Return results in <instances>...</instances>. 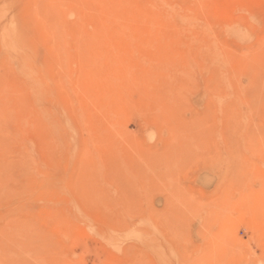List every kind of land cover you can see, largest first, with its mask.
I'll return each instance as SVG.
<instances>
[{"label": "rangeland", "instance_id": "rangeland-1", "mask_svg": "<svg viewBox=\"0 0 264 264\" xmlns=\"http://www.w3.org/2000/svg\"><path fill=\"white\" fill-rule=\"evenodd\" d=\"M0 7V264H264V0Z\"/></svg>", "mask_w": 264, "mask_h": 264}, {"label": "bare ground", "instance_id": "bare-ground-1", "mask_svg": "<svg viewBox=\"0 0 264 264\" xmlns=\"http://www.w3.org/2000/svg\"><path fill=\"white\" fill-rule=\"evenodd\" d=\"M51 8V7H50ZM8 19H10V18H8L7 17V13L4 11V8L3 7H0V20H1V25H2V27L4 28V34L6 35V34H8L9 32L8 31H10V27H7V21H8ZM11 20V19H10ZM15 20V19H14ZM20 22V21H19ZM9 23V22H8ZM8 26H9V24H8ZM12 27V30H13V24L11 25ZM15 29H17V28H15ZM8 32V33H7ZM17 33H18V29H17ZM26 63H25V61H24V65H25ZM26 70V69H25ZM27 71V70H26ZM4 105V104H3ZM1 249H4V250H1ZM0 252H2V251H5V246L4 245H2L1 247H0Z\"/></svg>", "mask_w": 264, "mask_h": 264}]
</instances>
